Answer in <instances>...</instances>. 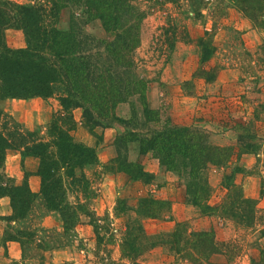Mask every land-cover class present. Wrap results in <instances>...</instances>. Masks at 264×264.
<instances>
[{
  "label": "rangeland",
  "instance_id": "obj_1",
  "mask_svg": "<svg viewBox=\"0 0 264 264\" xmlns=\"http://www.w3.org/2000/svg\"><path fill=\"white\" fill-rule=\"evenodd\" d=\"M7 1L48 9L54 3ZM132 3L145 13L133 58L146 88L144 97L133 94L115 109L132 123L96 125L86 119L83 108L70 110L74 125L65 128H73V138L95 148L98 156L82 168L88 193L77 191L73 182L64 185L63 205L73 214L71 221L46 205L38 172L37 184L32 178L38 189L32 188L29 168L36 164L39 169L40 158L10 150L6 172L12 176L16 167L22 168L21 180H28L37 195L27 215L17 221L5 218L13 213L10 197L0 199V264H194L173 248L179 222H185L188 236L215 232L221 251L200 264H252L264 249V0ZM16 12L9 5L8 13ZM53 21L60 30L81 37H111L82 4H66ZM4 34L10 47L27 45L24 31L16 26L5 27ZM60 90L50 97L0 98V130L20 126L50 140L52 119L67 114ZM175 125L199 128L212 144L234 149L228 163L212 165L207 173L215 214H204L190 203L185 179L128 137L130 132L142 137ZM27 157L34 160L26 163ZM139 166L146 177L134 176ZM11 241L19 244L20 259L12 258Z\"/></svg>",
  "mask_w": 264,
  "mask_h": 264
},
{
  "label": "trees",
  "instance_id": "obj_2",
  "mask_svg": "<svg viewBox=\"0 0 264 264\" xmlns=\"http://www.w3.org/2000/svg\"><path fill=\"white\" fill-rule=\"evenodd\" d=\"M132 1L54 0L50 9L7 0L1 2L0 98L50 97L62 88L58 97L67 113L52 119L50 140L20 126L11 132L0 130V199L9 196L13 208V213L5 217L8 221L23 219L37 195L28 180H18L6 172L5 161L10 150L18 151L23 157L40 158L37 171L41 177L40 193L49 208L60 211L65 220L71 221L73 214L70 215L63 205L64 185L73 182L79 187L77 191L88 193L89 180L82 168L95 163L98 156L95 148L73 138V128H65V124L74 125L70 110L83 108L86 119L96 125L103 126L110 120L126 126L132 123V120L115 114L119 103L133 94L140 93L144 97L146 88L135 73L133 58V52L141 44V23L145 13ZM69 3L82 4L84 12H88L91 18L101 20L111 35L110 39H97L86 34L81 37L79 33L60 30L53 18ZM9 5L17 9L15 14L8 13ZM7 26L22 29L27 45L10 47L4 34ZM144 110L147 112L146 106ZM124 135L130 140H139L143 152H155L166 170L175 171L185 179L190 203L198 206L204 214L216 213L215 207L209 203L212 187L207 173L212 165L229 162L234 154L232 147L212 144L199 128L176 125L142 137L132 132L128 137L127 133ZM242 152H249V149ZM147 175L140 166L134 174L135 177ZM246 201L252 204L254 200ZM251 216L249 211V223L253 222ZM184 225L185 222H179L174 233L173 248L177 253H182L194 264H200L203 259L221 251L213 230L195 231L188 236ZM201 256L204 258L200 259ZM252 264H264V249L258 258L252 259Z\"/></svg>",
  "mask_w": 264,
  "mask_h": 264
},
{
  "label": "crops",
  "instance_id": "obj_3",
  "mask_svg": "<svg viewBox=\"0 0 264 264\" xmlns=\"http://www.w3.org/2000/svg\"><path fill=\"white\" fill-rule=\"evenodd\" d=\"M31 158L32 157H27L26 163L28 162V160H34V158H32V159ZM16 168H15L14 174H12V177H14V178H16L18 180H21L24 177V170H22V168H18V169H16ZM37 169L38 168H37L36 164H34V166H32L31 168H29V170L32 171V173H33V174L30 175V182H31V185H32L33 190H35V191H37L38 187H37V185H33L32 184L33 183L32 178H35L36 179L35 180V183L37 184L38 183L37 182L38 175L35 174L38 171ZM0 215H4V213L1 211V206H0ZM0 227H1V223H0ZM0 230H1V228H0ZM9 245H10L9 248L11 249L10 253H11L12 258H14V259H20L21 252H20L19 244L17 242H15V241H11L9 243Z\"/></svg>",
  "mask_w": 264,
  "mask_h": 264
}]
</instances>
